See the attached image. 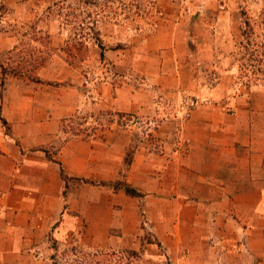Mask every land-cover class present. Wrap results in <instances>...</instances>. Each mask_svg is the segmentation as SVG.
Instances as JSON below:
<instances>
[{"label":"rangeland","instance_id":"obj_1","mask_svg":"<svg viewBox=\"0 0 264 264\" xmlns=\"http://www.w3.org/2000/svg\"><path fill=\"white\" fill-rule=\"evenodd\" d=\"M246 19L253 39L264 41V0H0V33L6 29L13 38L10 48L0 43V64L9 71L0 67L4 78L60 96L61 135L50 150L57 153L70 140L92 143L93 177L66 176V207L75 223L47 233L34 251L37 264H264L260 240L220 248L204 237L205 229L181 222L190 214L147 190L149 164L158 171L168 142L174 149L189 142L188 122L218 102L194 86L169 87L172 69H182L184 83L223 82L230 87L226 96L252 94L251 106L264 110L255 97L264 89L248 90L240 78ZM173 32L192 37L183 42L182 64L156 49L158 36ZM226 96L221 103L230 102ZM191 99L198 105L189 111ZM78 152L83 158L84 147ZM138 154L145 168L134 165ZM83 186L105 191L103 201L94 192L92 208L85 204Z\"/></svg>","mask_w":264,"mask_h":264},{"label":"crops","instance_id":"obj_2","mask_svg":"<svg viewBox=\"0 0 264 264\" xmlns=\"http://www.w3.org/2000/svg\"><path fill=\"white\" fill-rule=\"evenodd\" d=\"M2 32L1 48H10L13 38L6 29ZM171 35L158 36L156 49L179 56L173 63L182 64L183 42L192 37ZM213 39L208 37L210 44ZM172 71L169 87L194 86L211 103L218 102L212 109L202 107L203 118L188 122L189 142L180 149L168 142L158 168L162 173L149 164L147 190L162 195L164 203L177 207L181 215L190 214V220L182 217L181 222L205 229L204 237L216 246L231 251L260 240L264 254V110L251 106L252 94L229 97L230 87L223 82L208 86L191 79L184 83L182 69ZM225 96L230 102L221 103ZM255 97L263 108L264 94ZM61 116L58 94L46 96L42 85L4 78L0 69V264L39 263L34 251L47 233L65 231L75 223L71 208L66 207V176L93 177L92 143L70 140L57 153L51 151L61 135ZM80 147H84L83 158H79ZM143 161L138 154L134 165L145 168ZM154 174L158 175L152 182ZM82 188L84 202L91 208L94 192H101L103 201L105 191Z\"/></svg>","mask_w":264,"mask_h":264},{"label":"trees","instance_id":"obj_3","mask_svg":"<svg viewBox=\"0 0 264 264\" xmlns=\"http://www.w3.org/2000/svg\"><path fill=\"white\" fill-rule=\"evenodd\" d=\"M241 34L242 40L237 56V60L240 62V78H242L248 90H251L253 87L264 89V41L257 42L253 39L255 29L248 19L242 25ZM0 67L3 69L4 75L9 73L2 64H0ZM10 73L23 76L22 73L15 70ZM121 187L129 194H139L130 186L123 185Z\"/></svg>","mask_w":264,"mask_h":264},{"label":"built area","instance_id":"obj_4","mask_svg":"<svg viewBox=\"0 0 264 264\" xmlns=\"http://www.w3.org/2000/svg\"><path fill=\"white\" fill-rule=\"evenodd\" d=\"M197 105H198V102L196 101V100H194V99H191V100H189L187 103H186V109L187 110H192L193 108H195V107H197Z\"/></svg>","mask_w":264,"mask_h":264}]
</instances>
